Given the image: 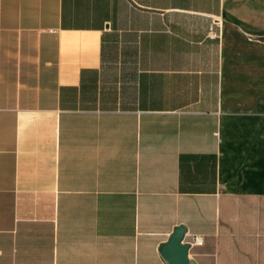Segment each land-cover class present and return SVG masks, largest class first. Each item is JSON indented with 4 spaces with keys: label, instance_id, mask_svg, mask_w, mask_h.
I'll return each instance as SVG.
<instances>
[{
    "label": "crops",
    "instance_id": "0c3cea01",
    "mask_svg": "<svg viewBox=\"0 0 264 264\" xmlns=\"http://www.w3.org/2000/svg\"><path fill=\"white\" fill-rule=\"evenodd\" d=\"M177 227L264 264V0H0V264H166Z\"/></svg>",
    "mask_w": 264,
    "mask_h": 264
},
{
    "label": "water",
    "instance_id": "95a60500",
    "mask_svg": "<svg viewBox=\"0 0 264 264\" xmlns=\"http://www.w3.org/2000/svg\"><path fill=\"white\" fill-rule=\"evenodd\" d=\"M184 233L183 227L175 228L168 241L161 246L160 256L166 264H194L187 258L188 244H182Z\"/></svg>",
    "mask_w": 264,
    "mask_h": 264
},
{
    "label": "built area",
    "instance_id": "2783aa9c",
    "mask_svg": "<svg viewBox=\"0 0 264 264\" xmlns=\"http://www.w3.org/2000/svg\"><path fill=\"white\" fill-rule=\"evenodd\" d=\"M212 25L216 26V24H212ZM207 36H208L209 38H214V37H215V34H214V32H213L211 26H210V28H209V30H208V34H207ZM200 243H201V242H200V240H199L198 238H196V237H192V238H191V243H190V244H196V245H198V244H200Z\"/></svg>",
    "mask_w": 264,
    "mask_h": 264
}]
</instances>
